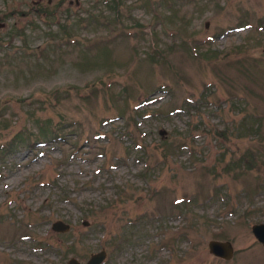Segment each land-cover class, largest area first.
<instances>
[{
  "label": "rangeland",
  "instance_id": "374dc122",
  "mask_svg": "<svg viewBox=\"0 0 264 264\" xmlns=\"http://www.w3.org/2000/svg\"><path fill=\"white\" fill-rule=\"evenodd\" d=\"M105 1L0 0V264H264V0Z\"/></svg>",
  "mask_w": 264,
  "mask_h": 264
},
{
  "label": "water",
  "instance_id": "95a60500",
  "mask_svg": "<svg viewBox=\"0 0 264 264\" xmlns=\"http://www.w3.org/2000/svg\"><path fill=\"white\" fill-rule=\"evenodd\" d=\"M2 26V24H0ZM51 229L56 232H66L69 225L63 221L57 220L51 224ZM251 232L254 238L264 247V222L255 223L251 226ZM209 252L221 259H230L233 255V247L230 241L210 240L208 242ZM106 258V251L104 249L97 253L91 254L89 259L85 262H79L76 258H69L66 264H101Z\"/></svg>",
  "mask_w": 264,
  "mask_h": 264
},
{
  "label": "trees",
  "instance_id": "16d2710c",
  "mask_svg": "<svg viewBox=\"0 0 264 264\" xmlns=\"http://www.w3.org/2000/svg\"><path fill=\"white\" fill-rule=\"evenodd\" d=\"M109 1H111V0H109ZM109 1H105V3L108 4ZM110 4H111V2H110L108 5H110ZM58 24L61 25L60 22H59ZM75 24H76V23H74L73 26H74ZM77 26H78V25H77ZM17 143H18V142H14V141H12L11 144L0 147V157H1L2 154H6L11 148L15 147V145H16ZM251 154H252V156L257 157V155H256L257 153H256V152H251ZM253 160H254V159H253ZM247 161H248L247 158L244 157V162H247ZM250 161H251V159H250Z\"/></svg>",
  "mask_w": 264,
  "mask_h": 264
}]
</instances>
